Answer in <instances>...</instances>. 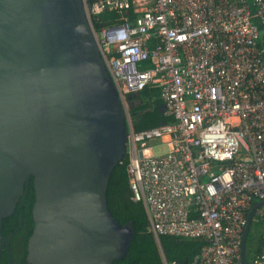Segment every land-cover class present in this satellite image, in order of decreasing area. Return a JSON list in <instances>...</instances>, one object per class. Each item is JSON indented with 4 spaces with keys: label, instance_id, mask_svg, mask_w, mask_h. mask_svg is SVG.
<instances>
[{
    "label": "built area",
    "instance_id": "1",
    "mask_svg": "<svg viewBox=\"0 0 264 264\" xmlns=\"http://www.w3.org/2000/svg\"><path fill=\"white\" fill-rule=\"evenodd\" d=\"M82 2L125 112L131 198L155 240L201 238L190 264H240L264 199V0ZM105 11L120 21L94 28ZM148 84L172 122L136 131L128 95ZM251 264H264V233Z\"/></svg>",
    "mask_w": 264,
    "mask_h": 264
},
{
    "label": "water",
    "instance_id": "2",
    "mask_svg": "<svg viewBox=\"0 0 264 264\" xmlns=\"http://www.w3.org/2000/svg\"><path fill=\"white\" fill-rule=\"evenodd\" d=\"M125 129L82 0H0V254L4 242L8 264L31 176L26 264H113L125 257L134 222L120 224L107 202L111 173L126 154ZM18 203L19 224L3 236L2 220ZM262 204L248 212L240 264Z\"/></svg>",
    "mask_w": 264,
    "mask_h": 264
},
{
    "label": "trees",
    "instance_id": "3",
    "mask_svg": "<svg viewBox=\"0 0 264 264\" xmlns=\"http://www.w3.org/2000/svg\"><path fill=\"white\" fill-rule=\"evenodd\" d=\"M120 13L103 12L93 18L94 28L110 25L120 21ZM152 66L151 60L139 63L138 68L144 69ZM129 96V95H128ZM137 101L135 107L130 109L132 127L139 131L145 128L154 127L161 121L172 122V118L165 114H160L159 107L162 104L160 88L155 84H148L143 89L135 93L132 97ZM127 132V127L125 129ZM128 156L114 167L107 188V202L114 218L124 224L132 221L133 237L131 239L128 252L123 259H116L113 264H190L192 258L200 251L205 244L204 239L184 238L172 235H162L159 237V244L155 240L153 233L148 226V219L144 205L141 201H134L129 186L126 166ZM30 178V187L23 205L22 227L10 237L9 248L12 257V264H26L27 240L33 228L31 208L34 200V187ZM20 205L17 204L14 212L2 220L3 236L12 232L19 224ZM264 220H253L250 230H257V236L248 234L246 241V264H251L253 257L258 252L261 235L264 233ZM255 240H254V238ZM0 264H8V255L5 244L0 254Z\"/></svg>",
    "mask_w": 264,
    "mask_h": 264
},
{
    "label": "rangeland",
    "instance_id": "4",
    "mask_svg": "<svg viewBox=\"0 0 264 264\" xmlns=\"http://www.w3.org/2000/svg\"><path fill=\"white\" fill-rule=\"evenodd\" d=\"M151 145H154V144H156V142L155 141H151V143H150ZM153 150L155 151V152H157V151H160V149L158 148V147H153ZM264 225H260V227H263ZM251 228V227H250ZM249 232L250 233H253V235H254V237L255 236H257V230H249ZM249 234V233H248ZM248 237V236H247ZM253 237V238H254ZM254 240H255V238H254Z\"/></svg>",
    "mask_w": 264,
    "mask_h": 264
},
{
    "label": "flooded vegetation",
    "instance_id": "5",
    "mask_svg": "<svg viewBox=\"0 0 264 264\" xmlns=\"http://www.w3.org/2000/svg\"><path fill=\"white\" fill-rule=\"evenodd\" d=\"M29 187H30V183H29ZM28 191H29V189H28ZM27 194H28V192H27ZM26 197H27V195H26ZM26 197H25V199H26ZM25 201V200H24ZM23 205H24V203H23ZM5 243L3 242V245H4ZM2 248H3V246H2Z\"/></svg>",
    "mask_w": 264,
    "mask_h": 264
},
{
    "label": "crops",
    "instance_id": "6",
    "mask_svg": "<svg viewBox=\"0 0 264 264\" xmlns=\"http://www.w3.org/2000/svg\"><path fill=\"white\" fill-rule=\"evenodd\" d=\"M165 114V113H164Z\"/></svg>",
    "mask_w": 264,
    "mask_h": 264
}]
</instances>
